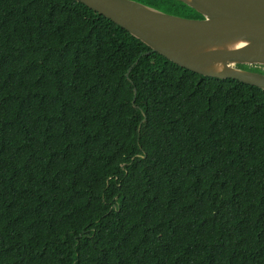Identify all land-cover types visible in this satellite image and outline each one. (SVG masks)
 <instances>
[{
	"label": "trees",
	"instance_id": "obj_1",
	"mask_svg": "<svg viewBox=\"0 0 264 264\" xmlns=\"http://www.w3.org/2000/svg\"><path fill=\"white\" fill-rule=\"evenodd\" d=\"M150 51L74 0H0V264H264V91Z\"/></svg>",
	"mask_w": 264,
	"mask_h": 264
},
{
	"label": "water",
	"instance_id": "obj_2",
	"mask_svg": "<svg viewBox=\"0 0 264 264\" xmlns=\"http://www.w3.org/2000/svg\"><path fill=\"white\" fill-rule=\"evenodd\" d=\"M74 1L181 68L264 91V74L243 69L264 67V0H176L202 19L170 15L134 0Z\"/></svg>",
	"mask_w": 264,
	"mask_h": 264
},
{
	"label": "rangeland",
	"instance_id": "obj_3",
	"mask_svg": "<svg viewBox=\"0 0 264 264\" xmlns=\"http://www.w3.org/2000/svg\"><path fill=\"white\" fill-rule=\"evenodd\" d=\"M261 74H264V68H261V72H260Z\"/></svg>",
	"mask_w": 264,
	"mask_h": 264
}]
</instances>
